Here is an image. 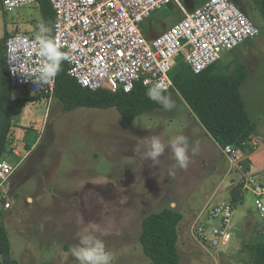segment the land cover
Listing matches in <instances>:
<instances>
[{
	"label": "rangeland",
	"instance_id": "374dc122",
	"mask_svg": "<svg viewBox=\"0 0 264 264\" xmlns=\"http://www.w3.org/2000/svg\"><path fill=\"white\" fill-rule=\"evenodd\" d=\"M203 1L178 0L187 10ZM231 1L260 32L224 54L215 72L231 73L247 63L248 75L239 91L256 124L255 134L264 138V21L251 0ZM182 18L178 3L172 1L140 26L150 40ZM41 22L38 4L8 11L4 18L9 33L36 34ZM167 93L176 101L173 111L160 106L131 120L124 119L115 107L64 110L54 94L15 104L13 140L25 146L29 140V148L33 146L10 178L13 205L1 222L16 264H79L71 249L78 244L76 234L82 229L104 242L112 257L110 264H149L138 239L141 219L144 213L168 205L182 214L177 225L178 264H235L232 262L244 256L242 242L254 236L253 227H262L254 196L248 191L234 209L233 232L242 234V241L233 256L217 251L214 258L189 233L194 215L210 197L213 202L230 201V181L224 179L226 159L217 142L175 88ZM178 134L187 136L190 145L199 144L198 154L189 152L186 169L175 166L170 149L158 165L133 151L153 135L167 142ZM257 151L248 155V170L264 178V147ZM19 159L12 154L7 157L10 162Z\"/></svg>",
	"mask_w": 264,
	"mask_h": 264
},
{
	"label": "built area",
	"instance_id": "2783aa9c",
	"mask_svg": "<svg viewBox=\"0 0 264 264\" xmlns=\"http://www.w3.org/2000/svg\"><path fill=\"white\" fill-rule=\"evenodd\" d=\"M172 1L178 3L183 18L161 34L147 39L141 23ZM49 2L54 11L52 35L68 56L65 60L67 73L90 90L127 93L137 83L150 87L159 81L168 91L173 87L170 71L178 57L198 74L260 32L231 0H206L192 10H187L178 0ZM32 4H37V0H2L7 12ZM35 35L17 32L6 40L5 62L13 99L22 92L40 96L54 93L56 77L52 83L35 84L18 72L38 65L39 57L28 49ZM13 139L8 143L9 150L20 159L16 162L0 159V222L3 213L13 205L8 189L10 178L33 148L16 145ZM263 147L264 138L254 133L240 147L228 144L220 149L226 159L224 179L230 181V186L239 185L240 195L248 191L254 196L257 221L264 225V178H258L246 168L249 153ZM234 209L231 200L218 203L210 197L189 225L191 237L214 253V258L217 251L231 256L238 251L241 238L233 232Z\"/></svg>",
	"mask_w": 264,
	"mask_h": 264
},
{
	"label": "trees",
	"instance_id": "16d2710c",
	"mask_svg": "<svg viewBox=\"0 0 264 264\" xmlns=\"http://www.w3.org/2000/svg\"><path fill=\"white\" fill-rule=\"evenodd\" d=\"M251 1L264 21V0ZM37 4L41 21L53 26L54 11L49 0H37ZM6 13L0 0V159L7 160L11 155L8 143L14 134L11 117L15 104L40 95L22 92L15 99L12 98L5 62V43L10 35L17 32L7 31L4 23ZM178 62L170 71L173 82L171 89H176L206 132L220 147L228 144L240 147L243 141L256 133V124L248 116L239 91L240 84L247 76V69L243 64L237 66L231 73L219 75L215 72L216 63L195 74L182 59ZM67 70V63L63 61L61 71L56 76L53 93L63 103L64 110L77 106L115 107L124 119L131 120L135 115L160 107L148 99L145 94L148 87L140 83L135 84L127 93L111 92L107 89L90 90L82 87ZM246 168H249L247 164ZM230 193V200L236 205L243 196L239 194V185L230 186ZM181 219V212L169 205L157 212L143 214L138 239L144 254L149 258V264H178L177 225ZM261 225L262 227H253L254 236L242 242L240 251L244 252V256L232 263L264 264V231H260L264 225ZM0 254L2 257L0 264H16L10 256L6 228L1 223Z\"/></svg>",
	"mask_w": 264,
	"mask_h": 264
},
{
	"label": "clouds",
	"instance_id": "9594fccd",
	"mask_svg": "<svg viewBox=\"0 0 264 264\" xmlns=\"http://www.w3.org/2000/svg\"><path fill=\"white\" fill-rule=\"evenodd\" d=\"M53 33V26L49 23L41 22L36 29L34 39L29 43L28 49L39 57L38 65L34 68L20 72L25 80H29L35 84H49L54 82L55 77L61 71L62 62L68 59L65 52L61 51V47L57 44ZM19 55V49L16 50ZM17 72L15 69H11ZM146 96L149 100L159 104L163 110L173 111L177 105L171 95L162 84L157 81L146 90ZM166 149H170L175 166L181 169L188 167L190 156L189 152L194 156L198 154L199 144L196 142L190 145L189 138L183 134L175 135L165 142L158 135H153L146 140L143 145H136L134 152L141 155L142 158L150 159L153 165L159 164V158L165 153ZM76 237L78 244L71 249L72 254L79 261V264H110L111 254L106 251L105 244L95 234L82 229L77 232Z\"/></svg>",
	"mask_w": 264,
	"mask_h": 264
},
{
	"label": "crops",
	"instance_id": "0c3cea01",
	"mask_svg": "<svg viewBox=\"0 0 264 264\" xmlns=\"http://www.w3.org/2000/svg\"><path fill=\"white\" fill-rule=\"evenodd\" d=\"M203 2H205V1H203ZM203 2L199 3L197 6H195L194 8H191V9H195L196 7L200 6ZM159 9H160V8H159ZM157 10H158V9H157ZM180 10H181V9H180ZM155 12H156V11H155ZM155 12H154V13H155ZM154 13H153V14H154ZM153 14H152V15H153ZM152 15H151V16H152ZM151 16H150V17H151ZM148 18H149V17H148ZM146 19H147V18H146ZM228 53H229V52H228ZM221 59H222V58H221ZM221 59H220L219 61H222ZM219 61H217L216 64H218ZM242 64L246 67V69H247V75H248V69H249V67H248L247 63L244 62V63H242ZM246 78H247V76H246ZM193 114H194V113H193ZM194 116H195V115H194ZM195 117H196V116H195ZM197 120H198V118H197ZM198 122L200 123L199 120H198ZM27 136H28V135L26 134V135H25V138L23 139L24 141L26 140ZM212 140H213V139H212ZM27 143H28V144H27L26 148L28 149V148L30 147V141L28 140ZM32 147H33V146H32ZM256 152H258V151H256ZM256 152L252 153L251 157L253 156V154H256ZM249 157H250V156H249ZM249 157H247V158H249ZM251 157H250V158H251ZM250 158H249V159H250ZM249 159H246V161H247L246 164H247V165H248V161H249ZM12 176H13V175H12ZM9 182H10V181H9ZM4 213H5V212H4ZM4 213H3V215H4ZM1 222H2V219H1ZM1 222H0V223H1ZM1 224H3V223H1Z\"/></svg>",
	"mask_w": 264,
	"mask_h": 264
}]
</instances>
